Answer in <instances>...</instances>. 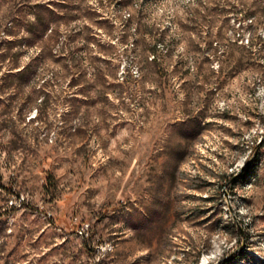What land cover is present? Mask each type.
<instances>
[{
  "label": "rangeland",
  "instance_id": "rangeland-1",
  "mask_svg": "<svg viewBox=\"0 0 264 264\" xmlns=\"http://www.w3.org/2000/svg\"><path fill=\"white\" fill-rule=\"evenodd\" d=\"M208 256L264 264V0H0V264Z\"/></svg>",
  "mask_w": 264,
  "mask_h": 264
},
{
  "label": "trees",
  "instance_id": "trees-1",
  "mask_svg": "<svg viewBox=\"0 0 264 264\" xmlns=\"http://www.w3.org/2000/svg\"><path fill=\"white\" fill-rule=\"evenodd\" d=\"M47 28H48L47 20L45 18H43V20L39 19L37 22H34L31 24L29 33L31 35H34L38 32L43 33L46 31ZM15 30H16V26L10 28V33L15 32ZM22 74H23V72H21V75Z\"/></svg>",
  "mask_w": 264,
  "mask_h": 264
},
{
  "label": "bare ground",
  "instance_id": "bare-ground-1",
  "mask_svg": "<svg viewBox=\"0 0 264 264\" xmlns=\"http://www.w3.org/2000/svg\"><path fill=\"white\" fill-rule=\"evenodd\" d=\"M210 259H211L210 256L205 257L201 264H209L210 263Z\"/></svg>",
  "mask_w": 264,
  "mask_h": 264
},
{
  "label": "water",
  "instance_id": "water-1",
  "mask_svg": "<svg viewBox=\"0 0 264 264\" xmlns=\"http://www.w3.org/2000/svg\"><path fill=\"white\" fill-rule=\"evenodd\" d=\"M262 143V142H261ZM231 256H228L222 260H220L219 262H217L216 264H222L223 262H225L226 260H228Z\"/></svg>",
  "mask_w": 264,
  "mask_h": 264
}]
</instances>
